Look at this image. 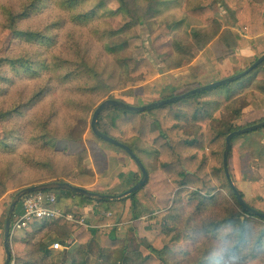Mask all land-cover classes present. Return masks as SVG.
<instances>
[{"label":"rangeland","instance_id":"rangeland-1","mask_svg":"<svg viewBox=\"0 0 264 264\" xmlns=\"http://www.w3.org/2000/svg\"><path fill=\"white\" fill-rule=\"evenodd\" d=\"M25 1L28 0H0V5L12 6L17 10ZM101 1L107 2L106 16L102 13L85 23L73 20L72 15L76 10L89 9ZM62 2L63 0H44L40 9L19 23L22 28L48 29L56 35V41L48 48L12 38L5 28V16L0 9V58L29 52L35 53L37 58L46 60L51 65L50 68L41 70L40 75L35 77H17L9 66L0 69L11 77L9 81L0 82V109H8L14 103L27 102L39 86L43 84L48 86L46 92L26 108L23 115L0 121V138L7 136V130L14 131L11 138L14 149H11V152L0 150V206L3 208L0 217L2 227L0 243L4 249L2 264L6 259L4 248L6 216L14 195L20 189L52 180H66L92 189L108 188L117 193L129 187L121 185V180L111 179V176L125 168L132 158L123 150L115 148V145L99 139L91 128L94 111L101 102L113 95L126 102L140 105L217 81L218 71L211 60L209 50L231 75L249 67L251 63L248 57L257 54L251 47H238L235 39L228 37V31L234 27L237 18L234 10L223 1L214 3L216 18L214 22L208 24L189 14V10L198 5L200 0H128V6L139 20L127 13L114 14V10L119 7L118 0H89L77 8L64 6ZM129 21L132 22L131 27L122 33V37L128 39L129 44L124 50L113 54L106 49L110 39L105 31L119 29ZM174 22H178V26L174 27ZM175 41L186 45L187 50L176 51ZM256 41L258 53L263 54L264 34L258 36ZM142 56L151 60L157 74L148 81L138 82L147 70L142 69L133 77L124 65L119 64V59ZM80 57L96 65L95 69L102 73L105 84L95 92L82 91L80 88L86 83L95 84V80L88 81L86 77H79L72 81H63L60 78L64 71L71 70V63L56 69V62L62 59L74 61ZM193 61H195L193 65H190ZM142 97L148 101L140 99ZM240 97L248 103L243 107L241 118L236 123L264 118V80L253 79L251 86ZM41 120L42 122H39ZM44 121H47L46 126ZM19 135L24 137L22 141L18 138ZM42 136L46 137L45 142ZM125 140L132 141V138ZM261 140H264V128L237 138L231 148L229 157L231 177L236 186L245 193L247 201L254 197L252 184L254 179H259L261 183L259 193L264 199V146L262 147L264 144ZM150 143L148 137L140 146L142 149H151ZM252 148L255 150L253 154L263 156L258 164L253 158L245 156L247 150ZM224 151L225 144L219 153V163L222 165ZM25 155L43 160L44 163L27 164L23 161ZM142 157L150 174L148 183L143 187L145 193L153 197L157 203L156 212L172 210L173 213L181 215V219H177L173 224L174 229H181L187 224L188 216L195 211L199 202V198L192 195L194 188H178L168 174L157 168L152 157L147 158L144 155ZM218 191L226 198L220 200L213 209L206 210L200 218L193 219V222L201 225L209 218L223 216L227 212V201L231 203L232 208H237L228 190ZM144 203L142 199L139 200V208L143 209ZM72 204L78 205L76 200ZM92 209L93 213L90 216L88 215L90 212L85 209L80 216H84L90 222L97 221L94 206ZM133 211L131 201H126L120 215V223L117 224L120 232L137 240L139 237L153 240L157 232L146 229L151 215L144 214L140 219L134 220ZM253 220L258 227L264 225V221L257 218ZM44 222L42 219L33 220L28 230H33L34 226L43 225ZM136 223L137 231H132ZM78 226L80 228L74 231L70 226L52 222L45 227H38L32 234L27 229L15 232L11 238L12 264H16L17 258L25 261L34 258L31 252L33 244H37L43 251H50L54 257V260L48 259L41 263L37 261L35 264H73L75 259L82 260L83 256L76 251L78 243L75 236L84 226ZM226 231L223 229L222 234L225 235ZM174 233L175 231L169 232L166 240H170ZM61 239L66 241L65 245H68V248L52 249L51 244L61 242ZM227 244L229 243L226 239L220 235L213 239L201 235L198 241L185 239L175 248L178 252L175 262L193 264L206 254L207 248H213L212 253L219 255ZM214 255L211 257H215ZM114 257L116 258L117 254ZM237 261L231 260L227 264H240ZM242 264H264V250L257 257Z\"/></svg>","mask_w":264,"mask_h":264},{"label":"trees","instance_id":"trees-1","mask_svg":"<svg viewBox=\"0 0 264 264\" xmlns=\"http://www.w3.org/2000/svg\"><path fill=\"white\" fill-rule=\"evenodd\" d=\"M88 1L63 0L62 4L77 8ZM219 1H223L230 6L237 18L234 27L228 31V37H233L238 47H251L257 53L248 57L250 63L253 64L264 54L258 53L256 41L258 36L264 34V2L255 0H200L198 5L189 10V14L204 23H212L216 18L214 3ZM106 3V1H101L89 9L76 10L72 18L76 22L85 23L102 13L106 16ZM118 3L119 7L115 10L113 9L115 11L114 14L116 12L127 13L139 20L134 11L128 6V0H118ZM42 4H44V0H28L17 10L12 6L0 5V9L5 16V28L12 38L26 41L30 45L46 48L54 44L56 35L52 34L48 29H31L19 26L21 20L29 18L32 13L40 9ZM178 24V22H174L173 26H178ZM131 25L132 22L129 21L119 29H108L105 31L110 39L106 44V49L113 54L124 50L128 46L129 40L122 37V33L128 30ZM174 46L178 52L187 50L186 45L180 41H175ZM209 52L211 60L218 71V80L234 75L228 73L216 57L212 56L210 50ZM66 63H71L72 67L71 70H66L61 74L60 78L63 81H72L79 77H86L88 81L95 80V84L86 83L81 85V90L86 92H95L104 86L105 81L102 78V73L98 72L95 69L96 65L89 63L86 58L80 57L74 61L62 59L60 62H56V69L63 68ZM119 64L124 65L127 72L133 77L141 72L142 69H146L147 72L138 82L148 81L157 74L154 64L145 56L139 58L123 57L119 59ZM5 66H9L17 77H35L40 75L41 70L48 69L51 65L46 60L37 58L35 53L25 52L16 56L6 55V57H1L0 69H5ZM53 67H55V64H53ZM10 78L0 71V82L9 81ZM255 78L264 80V62L247 76L217 87L221 88L220 90L213 88L195 93L182 100L148 109L144 112H134L120 107H109L103 110L98 120L100 130L129 145L142 160L143 155L147 158L152 157L153 161L156 162L157 168L168 174L178 188H194L192 195L198 197L199 202L195 211L191 216H188L187 224L181 229H174V222L177 219H181L182 216L173 213L172 210L156 212L158 209L157 203L153 197L145 193L143 187L123 198L104 200L89 198L69 189L54 190L58 197L57 206L62 208L65 213L71 212L78 217H84L80 216L84 213V209L88 206H94V212L98 216L97 221L90 222L88 219L86 221L98 224L99 227H82L75 236V241L78 243L76 251L83 258L80 261L75 259L73 264H90V262L92 264H177L175 261L178 252L175 248L179 247L185 239L198 241L201 235L211 239L220 235L229 244L226 245L219 255L212 253L214 251L213 248H207L206 254L193 264H227L235 259L242 264L244 262L247 263L251 258L257 257L264 250V225L258 227L256 221L253 220L257 218L264 221V219L242 207L225 176L224 166L219 163V153L229 133L264 120V118H259L246 120L245 123H236L241 118L243 107L248 103L240 96L251 86L252 80ZM47 89L48 86L43 84L38 87L27 102L14 103L8 109H0V121L23 115L25 109L44 94ZM215 91L218 93H214ZM172 96L175 95H170L169 97ZM109 98L126 102L124 99L116 98L113 95L109 96ZM130 104L136 105L134 103ZM145 104L147 103L144 102L137 106ZM39 122H42V120ZM44 124L46 126L47 121H44ZM13 132V129L7 130V136L0 138V150L3 152H11V149H14L11 140ZM247 135L248 133L235 137L232 140V147L237 138ZM19 136L18 138L22 141L24 137L22 138V135ZM148 137H150L151 149H142L140 143ZM41 138L45 142L46 137L42 136ZM127 138H132V141L125 140ZM46 143L48 142L46 141ZM114 147L123 150L129 156L124 149L117 146ZM131 160L138 170L130 186L124 191L134 186L141 179L138 177H142L141 169L133 159ZM23 161L32 165H42L44 163L43 160L29 155H25ZM143 162L145 164L144 160ZM57 181L66 182V180ZM252 184L254 197L251 201H247L245 193L238 189L250 206L264 212V199L259 193L261 183L259 179H254ZM219 189L229 191V195L237 205V208H232L230 206L231 203L227 201V212L223 216L209 218L201 225L198 222H193V219L200 218L206 210L213 209L216 204L220 203V200L226 198L221 191H218ZM95 192L112 195L123 193L111 190ZM141 199L145 202L143 209L139 208V200ZM75 200L78 204L77 206L72 204ZM128 200L131 201L134 208V220L140 219L144 214L151 215L146 229L157 232L153 240L149 241L146 237H139L140 239L137 240L120 232L117 224L120 223V215L125 202ZM105 212H110L111 214L107 215ZM21 213H23L22 199L17 204L14 216ZM42 220H45V222L43 225H36L37 228L45 227L52 222L70 226L74 231L80 228V226L71 223L65 218ZM30 224L31 221L21 230L27 229L31 234L37 231L36 226H34L35 229L28 230ZM136 228H138L137 223L135 228L131 230L137 231ZM223 229L227 230L225 235L222 234ZM174 231V235L167 241V234ZM135 233L138 236L137 232ZM61 243L65 245L66 241L61 239ZM31 252L34 258L29 261L17 258L16 264H35L37 261L41 263L48 259L54 260L50 251L41 250L37 244L31 246ZM116 254L117 257L115 258ZM211 255L215 257L212 258Z\"/></svg>","mask_w":264,"mask_h":264},{"label":"water","instance_id":"water-1","mask_svg":"<svg viewBox=\"0 0 264 264\" xmlns=\"http://www.w3.org/2000/svg\"><path fill=\"white\" fill-rule=\"evenodd\" d=\"M263 62H264V54L262 56H260L253 64H251L245 70H243L237 74H234L230 77L220 79V80H217V81H214V82L193 88V89L188 90L182 94L175 95V96L168 97V98H164L162 100L154 101V102H151L149 104L142 105V106L133 105V104L124 102L122 100L111 99V98L106 99L103 102H101L99 104V106L96 108V110L94 111L92 121H91V128H92L94 134L97 137L103 139L104 141L109 142V143H111L117 147L124 149L130 155V157L137 163L139 168L141 169V171H142L141 179L134 186H132L128 190H126L123 193L118 194V195L102 194L99 192L90 191V190L86 189L85 187L75 185L71 182H67V181L61 182V181H57V180H53V181H49V182H45V183H40V184H35V185L27 186V187L20 189L14 195V197L11 201V204H10V207L8 210V214H7V218H6V222H5L4 247H5V252H6V259L4 261V264H12L13 263V251H12V245H11L12 218L14 216L17 204L20 202V200L26 194L31 193V192H35V191H40V190L69 189L73 192H76L78 194L84 195V196L89 197V198L104 200V199L123 198V197L128 196L132 193H135L136 191H138L140 188L144 187L148 183L150 174H149V171H148L146 165L144 164L143 160L140 158V156L137 155L135 153V151L126 143L121 142L120 140L110 136L109 134H107V133H105L99 129L98 120H99L100 114L103 112V110H105L109 107H120V108H124L126 110H130V111H134V112H144L148 109H152V108H155L158 106H162L165 104H169V103H173V102L182 100L189 95L199 93L202 91H206L209 89L217 88L223 84H227L229 82H233L235 80L241 79V78L247 76L248 74H250L253 70H255L258 66H260ZM262 128H264V120L259 122V123H256V124H253V125H250V126H247V127H244V128H241V129H238V130H235V131H232L231 133H229L226 137V140H225V151H224V157H223V165H224V170H225V174H226V177L228 179V182H229L232 190L236 194V196L239 200V203L242 205V207L245 210L250 211L253 214L264 219V212L255 209L254 207L250 206L246 202V200L242 196L240 190L238 189L235 182L233 181V179L231 177L230 170H229V155H230L231 148H232V140L237 136L247 134V133H251L253 131H256V130H259Z\"/></svg>","mask_w":264,"mask_h":264},{"label":"built area","instance_id":"built-area-1","mask_svg":"<svg viewBox=\"0 0 264 264\" xmlns=\"http://www.w3.org/2000/svg\"><path fill=\"white\" fill-rule=\"evenodd\" d=\"M58 197L54 190H40L26 194L22 198L23 213L13 216L11 231L12 234L25 228L33 219H59L76 223L84 227H99L98 224L88 223L85 217H78L74 213H65L57 206ZM110 215V212H105ZM54 250H65L68 245L61 242L51 244Z\"/></svg>","mask_w":264,"mask_h":264},{"label":"crops","instance_id":"crops-1","mask_svg":"<svg viewBox=\"0 0 264 264\" xmlns=\"http://www.w3.org/2000/svg\"><path fill=\"white\" fill-rule=\"evenodd\" d=\"M243 51V50H242ZM245 51L246 52H249V51H247V49H245ZM198 59V58H197ZM197 59H194L195 61L197 60ZM195 61H193L190 65H193V63L195 62ZM184 76V75H183ZM186 92V91H185ZM172 95H175V94H172ZM176 95H179V94H176ZM170 96V95H169ZM168 96V97H169ZM165 97H163V98H158V99H156L155 101H159V99L160 100H162V99H164ZM140 99H143V100H146L145 98H140ZM146 101H148V100H146ZM153 102H154V100H153ZM145 103H147V104H149V103H151V102H145ZM255 138H259V137H257V136H255ZM261 143L262 144H264V140H261ZM247 144V143H246ZM264 145H262V147H263ZM261 149V148H260ZM255 150L252 148V150L250 149V150H247V154L245 155V156H249L248 158H253V160L254 161H257V164H258V162H261L262 160H261V158L263 157V156H258V155H255V154H253V152H254ZM245 156H243V159L245 158ZM121 158V157H120ZM245 160V159H244ZM126 162H128V161H126ZM137 167H136V165L132 162V160L131 161H129L128 162V165L125 167V168H122L121 170H119L116 174H113L112 176H111V179H115V181L116 180H121L122 181V184L121 185H129L130 186V184H131V182H132V179H133V177H134V175L135 174H137ZM108 180V179H107ZM83 187H85V186H83ZM86 189H91V190H94V191H104V190H106V191H110L108 188H95V189H92V188H88V187H85ZM124 191V190H123ZM93 206H89V207H87V208H85V210L86 211H88V215L90 216V214L91 213H93ZM92 209V210H91ZM2 211H3V208H2V206H0V217H1V214H2ZM85 211V212H86ZM92 220V219H91ZM1 232V231H0ZM1 234V233H0ZM5 248V247H4ZM3 258H4V249H3V246H2V244L0 243V264H2V261H3Z\"/></svg>","mask_w":264,"mask_h":264}]
</instances>
